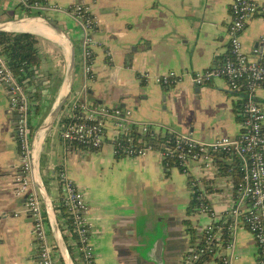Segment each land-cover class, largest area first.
I'll return each mask as SVG.
<instances>
[{
    "label": "crops",
    "instance_id": "0c3cea01",
    "mask_svg": "<svg viewBox=\"0 0 264 264\" xmlns=\"http://www.w3.org/2000/svg\"><path fill=\"white\" fill-rule=\"evenodd\" d=\"M48 1L65 8L73 3L86 4L97 22L92 35L95 40L93 74L84 77L80 66L73 93L86 84L89 99L131 108L135 120L189 133L200 141L235 136L241 131L242 119L238 120L237 115H241L238 108L241 109L243 91H232L220 78L195 86L188 76L190 72L220 64L228 54L227 27L233 0ZM18 3L19 0H0V21L33 15L22 10ZM46 14L68 33L74 48L78 49L76 59L80 65V28L66 12ZM263 34L264 21L259 17L251 18L241 34L243 50L253 55ZM52 35L58 41L54 36L36 35L41 64L34 69V77L48 79L43 82L42 85L47 86L40 93L37 81L28 85L30 94H38L40 106L38 112L31 106L32 131L50 110L63 80L54 69L53 59L59 46L64 58L67 52L61 39L54 32ZM169 70L183 74L178 83L163 87L154 81L156 75ZM257 97L264 108V82ZM8 109L6 89L0 87V264H36L37 250L31 223L26 214L19 213L23 198L14 192L21 158L16 138L11 134ZM68 114L64 109L41 147L40 170L53 199L58 194L57 167L65 169L84 190L87 220L93 230L91 242L95 264H187V249L198 241L199 228L208 221V217L199 211L186 214L192 195L189 178L199 182L204 199L216 214L222 215L234 201L235 183L230 173L224 174L215 159L214 167L209 171L191 164L188 177L176 167L166 172V166L155 151L156 154L149 151L143 157L128 158L114 156L110 144L99 150L76 147L64 142L59 134L60 121ZM92 155L110 160L113 167L135 166L137 173L130 179L136 188L109 195L90 191L82 184L83 162L90 160ZM224 162L233 163L230 157ZM155 182L157 187L153 189ZM185 219L189 225L184 223ZM159 222L165 227L161 256H157L147 242V235ZM50 239L54 242L51 231ZM235 239L233 264H255L258 250L252 234L241 225ZM56 251V264H63L57 248ZM74 253L77 257L75 250ZM200 264L221 263L217 255H212Z\"/></svg>",
    "mask_w": 264,
    "mask_h": 264
},
{
    "label": "built area",
    "instance_id": "2783aa9c",
    "mask_svg": "<svg viewBox=\"0 0 264 264\" xmlns=\"http://www.w3.org/2000/svg\"><path fill=\"white\" fill-rule=\"evenodd\" d=\"M18 4L22 10L31 14L52 11L68 13L81 31V71L84 77L92 76L95 45L92 35L96 31L97 22L88 5L73 3L65 8L48 0H19ZM230 12L231 20L227 27L228 54L220 64L190 72L188 76L195 86H203L220 78L226 81L232 91H243L241 131L235 136L200 141L189 133L172 131L170 127L153 122L135 120L131 108L89 99L86 84L78 92H71L63 108L69 114L60 121L59 134L66 143L89 150H99L105 144H110L114 156L128 158L143 157L149 151H155L160 161L165 162L164 165H168L170 160L174 167L188 177L189 167L193 163L205 171L212 169L216 153L231 154L237 159L241 175L234 185V201L227 212L218 215L208 203H199L198 211L204 213L208 221L199 228L198 241L187 249V264H200L206 253L217 255L221 264H233L235 238L241 225L252 234L256 242L258 256L255 264H264V108L257 97L264 82V34L253 55L247 54L241 44V34L246 23L253 17L264 21V2L233 0ZM182 75L169 70L156 75L154 81L163 87H171L181 80ZM0 87L6 89L8 108L19 111L15 138L21 162L15 176L14 190L16 196L23 198L19 213L30 215L31 235L37 250L36 264H56L55 243L50 239L42 198L32 180L30 89L10 69L1 50ZM149 132L156 135L153 140L143 138ZM166 135H173L174 139L156 140L158 136ZM188 183L191 194L198 193V198L204 199L199 182L189 178ZM57 187L58 194L53 199L56 216L58 207L64 206L70 220L68 223L63 219L62 224H59L63 237L66 236L65 242L78 253L80 264H95L91 242L93 230L87 220L88 205L84 190L63 168L57 172Z\"/></svg>",
    "mask_w": 264,
    "mask_h": 264
},
{
    "label": "water",
    "instance_id": "95a60500",
    "mask_svg": "<svg viewBox=\"0 0 264 264\" xmlns=\"http://www.w3.org/2000/svg\"><path fill=\"white\" fill-rule=\"evenodd\" d=\"M33 22L41 23L47 28L51 29L53 32H55L61 39L67 52L64 76L60 86L62 91L61 93L58 94L50 110L46 113L42 121L39 123V125L35 127V129L32 132L31 167H32L33 184L36 186V188L38 189L41 195L49 228L55 242V247L58 249L61 255L63 264H73L72 259L70 257V253L67 248V244L65 242L59 222L57 220L53 198L51 197L48 186L41 174L40 153L38 146L40 142L42 143L43 146V143L47 135H49V133L52 131L53 127L55 126L59 118L61 111L65 106L67 99L70 97L71 92H73L74 81H75V50H74L73 42L69 37L68 33L61 26H59L49 18L39 14L15 17L12 19L0 21V32H29V31L18 30L16 28L20 25L33 23ZM47 79H48L47 77L34 79L35 82L37 81L36 86L39 88L38 93H40V91L43 88L45 89V87L47 86V85H42L43 82L46 81ZM118 106L123 107V105H118ZM8 111H9L8 113L11 114V121H10V126L12 129L11 134L16 136L19 111L10 110V109H8ZM27 217L30 219V215H27ZM147 242H149V244L154 248L157 256L162 255L165 244V227H162L160 222L157 224L156 228H154L153 232L147 235Z\"/></svg>",
    "mask_w": 264,
    "mask_h": 264
},
{
    "label": "trees",
    "instance_id": "16d2710c",
    "mask_svg": "<svg viewBox=\"0 0 264 264\" xmlns=\"http://www.w3.org/2000/svg\"><path fill=\"white\" fill-rule=\"evenodd\" d=\"M37 37L35 34L30 32H0V50L1 53L6 57L8 66L15 73V75L19 78L21 82H24V86L27 87L30 84H33L35 79L34 77V69L38 68L41 64V58L37 49ZM29 93V92H28ZM29 99L31 101L32 110L38 112L40 110L39 102H38V94H30ZM30 106V111H31ZM240 111L241 109L238 108ZM238 111V113H239ZM237 119L241 120L243 117L241 115H237ZM156 135L154 133L149 132L143 136L144 139L153 140ZM173 140V135H166L165 137L158 136L156 140L164 141V140ZM214 159L220 164V167L224 174L230 173L233 177V182L237 183L240 180V168L237 162V159L231 155L226 153H216L214 154ZM117 157V156H116ZM228 157L231 158L232 162L230 165L224 162ZM165 163V162H164ZM166 172L169 171V168L174 167L172 161L168 160V165H166ZM61 168L57 167L59 171ZM203 201L207 203L206 199H199L198 193L191 195L190 201L186 207V214L191 215L198 211L199 203ZM59 212L57 214V220L61 225V220L65 219L66 222L70 223V220L67 215V211L64 206H60ZM186 225H189L187 219L184 220ZM189 228V227H188ZM189 231V229H188ZM65 241L66 236L64 237ZM70 256L75 264H79V259H77L74 249L67 245ZM78 254V253H77ZM212 253H206L201 258L202 261L210 259L212 257Z\"/></svg>",
    "mask_w": 264,
    "mask_h": 264
},
{
    "label": "rangeland",
    "instance_id": "374dc122",
    "mask_svg": "<svg viewBox=\"0 0 264 264\" xmlns=\"http://www.w3.org/2000/svg\"><path fill=\"white\" fill-rule=\"evenodd\" d=\"M42 15L48 17L47 14H42ZM74 50H75V75H76L78 73L80 65L76 59L78 49L74 48ZM65 58H64V54L62 53L61 46H59L57 52L54 54L53 63L55 65L54 69L59 71V74L62 77L61 80L63 79L64 76L62 71L65 69V61H66ZM54 97L55 96H53L52 99H54ZM149 153L156 154L154 151H151ZM83 167H85V169H84L82 184L89 187L90 191L94 193L109 195L112 193H120L121 190L132 191L136 188L134 182L130 179L131 175H135L137 173V169L133 165H126L125 167L122 168L116 166L113 167V164L111 163L110 160H106L104 157L97 158L95 155H92V158L90 160L88 161L85 160V162H83ZM156 187H157V182H155V184L153 185V189ZM138 188H140L139 185ZM139 199L141 200V198Z\"/></svg>",
    "mask_w": 264,
    "mask_h": 264
},
{
    "label": "bare ground",
    "instance_id": "6f19581e",
    "mask_svg": "<svg viewBox=\"0 0 264 264\" xmlns=\"http://www.w3.org/2000/svg\"><path fill=\"white\" fill-rule=\"evenodd\" d=\"M16 29L23 30V31H29V32L34 33L38 36H47V37L48 36H54V35H52L53 31L51 29L47 28L46 26H44L43 24L38 23V22L23 24V25L18 26ZM54 38H55V40H57V38L55 36H54ZM47 39H49V38H47ZM50 40L55 41L54 39H50ZM61 91H62V89L60 87V91L58 92V94L61 93ZM41 147H42V143L40 142L39 146H38L39 152L41 150Z\"/></svg>",
    "mask_w": 264,
    "mask_h": 264
}]
</instances>
